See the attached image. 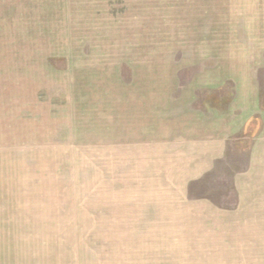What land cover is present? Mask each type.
Wrapping results in <instances>:
<instances>
[{"label": "rangeland", "instance_id": "1", "mask_svg": "<svg viewBox=\"0 0 264 264\" xmlns=\"http://www.w3.org/2000/svg\"><path fill=\"white\" fill-rule=\"evenodd\" d=\"M243 81L264 0H0V264H264Z\"/></svg>", "mask_w": 264, "mask_h": 264}, {"label": "crops", "instance_id": "2", "mask_svg": "<svg viewBox=\"0 0 264 264\" xmlns=\"http://www.w3.org/2000/svg\"><path fill=\"white\" fill-rule=\"evenodd\" d=\"M245 83L246 89H241L239 85L235 86V94L241 95L244 94L248 96L247 99H245V111L241 112L239 114V117L243 118V122L241 123L240 128L238 131L230 132L229 136L230 138L234 136V134H243V136H248L249 139L251 140V143H249V169L247 172V180L249 182H259L256 180V177L260 176V181L264 182V145L262 147H258L257 144L259 142L264 141V125H258L256 129H250L249 127H252L254 125H249L250 123H255L258 121L260 124L264 122L262 121V115L264 116V104L263 100L264 98L261 97V93H259V89H257L254 86V81H243ZM241 82V84H243ZM238 83V82H237ZM236 96V95H235ZM244 110V109H243ZM254 128V127H253ZM254 133V135H253ZM264 183H261L254 186L255 184L251 185V187H248L249 190H256L259 188L261 189V186ZM264 189V188H263ZM253 193V192H252ZM264 192L261 191V195L257 193H254L256 197H264L263 194Z\"/></svg>", "mask_w": 264, "mask_h": 264}]
</instances>
